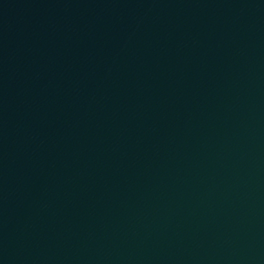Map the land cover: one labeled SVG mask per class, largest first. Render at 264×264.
<instances>
[{
	"label": "water",
	"instance_id": "water-1",
	"mask_svg": "<svg viewBox=\"0 0 264 264\" xmlns=\"http://www.w3.org/2000/svg\"><path fill=\"white\" fill-rule=\"evenodd\" d=\"M0 264H264V0H0Z\"/></svg>",
	"mask_w": 264,
	"mask_h": 264
}]
</instances>
